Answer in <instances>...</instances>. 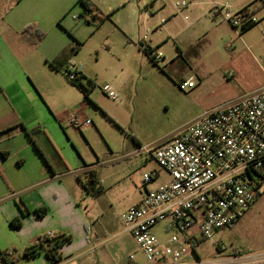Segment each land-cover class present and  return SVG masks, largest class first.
Returning <instances> with one entry per match:
<instances>
[{
	"label": "rangeland",
	"instance_id": "rangeland-1",
	"mask_svg": "<svg viewBox=\"0 0 264 264\" xmlns=\"http://www.w3.org/2000/svg\"><path fill=\"white\" fill-rule=\"evenodd\" d=\"M177 1L183 2L89 0L93 11L87 13L79 0H75L66 5L60 14L59 21L66 36L71 35L82 44L78 53H74L76 43L73 41L67 54L77 65L83 66L82 71L93 73L90 79L95 88L88 81H82L88 89L93 88L90 94L92 102L83 111L91 123L77 133L65 125L67 134H64L63 142L67 148L60 147L57 151L65 158L66 165L59 162L57 168L59 173L68 169L74 172L79 168L65 181L66 185L76 187L80 182L79 176L85 182L86 175L80 167L86 164L100 176L105 190L108 189L101 197L90 198L80 183L81 197L76 202L82 214L87 205H93L99 211V219L85 218L89 222L91 237L99 239L100 246L94 254L100 259L105 257L106 249L111 250L118 240L121 245L115 253L119 262L129 261L128 256L135 248L122 235L124 225L121 215L126 205L137 196L144 180L143 174L151 167L143 166L141 158L126 159L125 156L137 148L136 141L143 146L151 142L158 144L188 123L191 117L202 114L209 107L207 105L232 101L238 95H249L251 91L264 87L262 0H258L255 6L258 23L245 32H237L226 21H221L222 26L211 24V14L204 12V0H184L188 4H192L191 1L198 3L185 11L184 16L188 15V20L181 14L167 18L174 11L170 6L173 8L172 4ZM164 4L168 6L165 11L162 9ZM162 19L169 25L162 27ZM217 24H221L220 21ZM147 30L150 33L146 41L162 47L158 50L161 60L141 64L135 59V44L139 46L141 40V44L145 45L143 36ZM177 33L180 35L177 36ZM138 48L144 54V48ZM182 49L187 52L186 59L179 57ZM109 53L119 61L114 62ZM196 71L206 80L202 92L188 95L179 91V78L195 76ZM62 76L71 84L64 72ZM195 78L198 82V77ZM106 83L112 84L118 94L117 99H111L101 90ZM70 88L73 93L67 95L64 89L56 92L51 84L47 86L52 99L55 98L57 109H67L78 96L85 101L84 95ZM29 150H22L25 158L22 169H18L17 162L9 161L7 165L11 168V176L14 175L19 182L23 180L24 172L29 173L39 166L34 145ZM0 184L2 195L8 184L2 177ZM61 198L59 203L64 211L63 220L76 222L78 214L74 212V207L68 204L65 194ZM21 227L19 221L14 219L7 230L16 236L20 234ZM68 227L61 233L71 237L66 244L74 249L81 248L83 241L78 240L82 232L86 233L84 226L75 224ZM219 241L222 240H218L217 235L212 240L202 241L195 249L199 258L210 262L230 255L232 251L227 248V240L222 241L226 250L221 253L216 246ZM93 242L96 243L95 240ZM144 264L149 263L145 261Z\"/></svg>",
	"mask_w": 264,
	"mask_h": 264
},
{
	"label": "crops",
	"instance_id": "crops-1",
	"mask_svg": "<svg viewBox=\"0 0 264 264\" xmlns=\"http://www.w3.org/2000/svg\"><path fill=\"white\" fill-rule=\"evenodd\" d=\"M73 1L75 0H0V177L4 178L8 184V188H5V193L0 194V237H3L0 238V251L15 252V255H21L27 247L37 243L41 237L46 235L53 237L66 230L65 227L68 229L70 225L75 226L76 224V226H81L82 224L86 230V233L82 232L80 234L82 237L78 240V242L83 241L82 247L74 249L69 244L64 245L60 249L64 261L60 264H144L146 260L143 254L138 250L134 238L130 233L125 231V228L122 235H125V239L130 240L135 246L128 256L129 261L119 262L116 260L115 252L121 245L119 240L114 243L115 246L111 250L106 249L107 251L103 259L94 254L99 249V239L91 237L89 222L85 217L97 220L99 219V211L93 205H89L90 210H88L89 206L87 205L83 209L82 214L79 206L76 205L78 198L81 197L80 183L82 185L83 183L90 185V174L93 173L96 176L97 184L95 186L103 188L104 191L96 197L87 191V195L90 198H99L107 193L108 189L105 190L100 176L86 164L80 167L83 168L82 172L86 175L85 182L80 180L79 176L78 182H80L76 187L66 185L65 181L68 179L67 177L76 174L74 172L79 170V168L74 172L68 169V171H60V173L57 168L59 162L66 165L65 158L59 154L57 148H67L63 142L64 134H67L64 129L65 125H67V117L74 110H81L82 112L87 110L89 107L88 103L92 102L90 94L93 88L91 90L88 89L82 81H88L95 88V84L90 79L93 73L89 70L82 71L81 74L83 76L81 80L82 85L90 91L88 99L82 87L72 83L69 84L62 76V69L67 62H75L67 54L68 50L71 49L74 38L71 35H69L70 37L66 36V31L62 28L59 20L65 6ZM219 2L221 4H229V11L237 14L247 6H250V11L252 12L258 0H219ZM262 2L264 3V0ZM190 3L192 4L180 10L176 8V2L173 3V8L170 6V9H173L175 12L169 13L167 18L179 14L184 16L185 11L191 5L195 6L198 4L192 1ZM202 3L205 5V14H211L212 22L210 23L215 26H222L223 22L221 21L223 20L220 17L212 16L214 11L213 0H204ZM167 7V4H164L162 9L165 11ZM254 16L256 17V13ZM184 18L188 20L189 16L185 15ZM219 21L221 24H217ZM161 23L162 27L169 25L165 19H162ZM39 32L44 33L45 37L38 44H34V42L38 41ZM145 35L146 32L143 39ZM179 35L177 33V36ZM140 44L141 40L139 41V46L143 47ZM139 46L135 44V47H137L135 48V59L141 64L149 60L153 63L161 60V58L155 60L150 55L152 50L157 52L161 50V45L149 44L151 47L150 53L146 52V49L143 47L145 55L142 54L141 48H138ZM186 53V50L182 49L179 57L186 59ZM109 54L114 62L119 61L114 55ZM162 60H165V58ZM52 61H58L62 65V69L58 70L52 67L50 65ZM195 76L198 77V82H196ZM195 76L180 77L177 82L179 91L188 95H198L201 93L206 80L199 71H196ZM192 77L197 83L196 88L188 92L184 91L181 88V84ZM49 84H51L56 92L63 91L64 89L67 95L73 93L70 88L72 87L84 95L85 101H81V96H78L67 109H57L55 98L54 100L52 99L47 89ZM104 86H109L110 90L115 92L118 98V94L111 83L101 86L102 91ZM245 95L246 93L238 95L232 100L242 98ZM222 104L224 102L209 104L207 105L209 107L205 108V110ZM200 115L201 113H197L194 117H191V120L180 129L192 123ZM30 131H33L32 138L29 135ZM74 131L77 133L76 130ZM173 134L174 132L164 139L167 140ZM17 144L19 145L17 146ZM136 144H138L137 148L132 149L127 154L128 156H125L126 159L141 158L143 166H151L143 174V178L146 173L152 170L159 171V176L147 186L144 185V182L142 183L143 187L140 186L138 188L139 192L137 196L126 205L123 213L132 205L139 203L147 190L156 189L170 181L169 175L161 170L154 160L148 159L142 151V148L152 146L153 143L151 142L143 146L140 142L136 141ZM32 145H34L35 152L37 153L34 152L36 154L34 156L38 159L39 166L29 173L24 172V178L19 182L14 175L13 177L11 176V168L7 165L9 161L17 162L18 169H22L25 164L22 150L24 148L29 150ZM51 149L53 153H51ZM1 189L0 184V192ZM63 194L67 197L68 204L72 205L71 207H74V212L78 214V218L74 223L63 220L64 211L62 210L61 203H59ZM39 208H47V215L41 217L37 212ZM17 218L21 221L22 225L19 228L20 236L17 234H15L16 236H12L8 232L7 227L12 220ZM72 220L75 221V219ZM48 222H51V224H48ZM14 231L17 230L15 229ZM156 232L160 233V228H157ZM216 235L218 240H227V248L232 251V253L229 252L230 255L236 256L240 264H264V189L258 200L241 216L234 226L220 230ZM162 237L164 238V236ZM132 255L135 256L134 259L131 258ZM141 256L143 257L142 260ZM0 264H5L1 254ZM16 264H52V262L45 253H42L33 260H21Z\"/></svg>",
	"mask_w": 264,
	"mask_h": 264
},
{
	"label": "built area",
	"instance_id": "built-area-1",
	"mask_svg": "<svg viewBox=\"0 0 264 264\" xmlns=\"http://www.w3.org/2000/svg\"><path fill=\"white\" fill-rule=\"evenodd\" d=\"M213 4L212 16L228 22L237 32L258 22L250 11L234 14L229 4L219 0ZM188 5L185 1L175 4L179 10ZM149 33L147 30L142 45L148 53ZM150 55L161 58L155 50ZM82 69L68 61L62 72L74 82ZM196 86L193 77L181 84L187 92ZM103 92L117 98L109 86ZM90 123L81 110L72 111L66 119L76 131ZM142 151L170 177L168 183L147 190L139 203L122 214L125 231L145 260L149 264H240L231 255L203 261L195 249L202 241L214 239L218 231L234 226L264 189V88L205 110L167 140ZM158 176L157 170L146 173L144 185ZM216 246L220 253L226 250L222 242Z\"/></svg>",
	"mask_w": 264,
	"mask_h": 264
},
{
	"label": "trees",
	"instance_id": "trees-1",
	"mask_svg": "<svg viewBox=\"0 0 264 264\" xmlns=\"http://www.w3.org/2000/svg\"><path fill=\"white\" fill-rule=\"evenodd\" d=\"M79 3L84 7L85 12L88 13V12L93 11V7L91 6V3L89 2V0H79ZM249 11H250V6H247L246 8H244L239 13L249 12ZM255 13H256V10L254 9L251 12V14L254 15ZM102 19H104V18H102ZM257 23L258 22H254V23L250 24L249 26L243 27L242 31L243 32L248 31L249 29L254 27ZM44 37H45V34L42 32L41 33L39 32L38 41L34 42V44H38L39 42H41L44 39ZM75 43H76V46H74L73 51H74V53H78L79 48L81 47L82 44L79 41H77L76 39H74V44ZM50 65L52 67H54L55 69H58V70L62 69V65L58 61L50 62ZM81 74L82 73H79L78 79L74 82H71V83L76 85V86L82 87L86 93V98L88 99L89 98L88 95H89L90 91L85 89V87L82 85L81 80H82L83 76ZM29 135L32 138L33 131H30ZM36 148L38 149L37 146H36ZM41 154L43 156L42 152H41ZM80 180H82V179L80 178ZM89 184L90 185H86L83 183V186L93 196L96 197V196L103 193V191H104L103 188H101V187L97 188L95 186L97 184V181H96V176L93 173L90 174ZM37 212L41 217H44L45 215H47L48 209L47 208H39ZM16 220H18L19 224L21 225V221L18 218L15 219V221ZM70 241H71L70 236H66V235L61 234V233H59L58 235H55L53 237L46 235V236L41 237L37 243L27 247L21 255H15V252L10 253L7 251H0V254H1L2 259L4 260L5 264H16L21 260H33L35 257L41 255L42 253H45L49 257L52 264H60L64 261V257L62 255L60 249L62 248L63 245H65L66 243H68Z\"/></svg>",
	"mask_w": 264,
	"mask_h": 264
}]
</instances>
